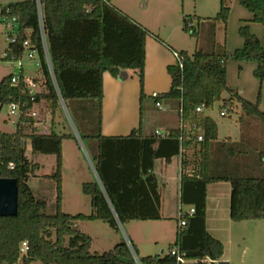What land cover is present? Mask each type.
<instances>
[{
  "label": "trees",
  "instance_id": "obj_1",
  "mask_svg": "<svg viewBox=\"0 0 264 264\" xmlns=\"http://www.w3.org/2000/svg\"><path fill=\"white\" fill-rule=\"evenodd\" d=\"M252 14L253 23L263 26L264 0H238ZM24 0L9 3L0 9V19H17L18 44H9L6 52L22 58L23 43L29 41L31 49L38 53L43 77L36 80L41 92L34 96L24 86H12V75L0 82V104L19 103V117L15 132H0V178L14 179L17 184V215L0 217V264H137L128 244L122 240L113 249L103 253H91L92 238L78 229L79 221H102L116 231L119 225L132 221H160V195L154 174V163L159 158L170 162L175 156L182 157L180 204L191 206L194 214H184L186 225L178 226L174 244L167 254L139 257L130 241L140 264H176L171 251L178 249L185 255L186 264H217L224 255V245L207 230V189L211 184L229 183L230 219L239 223L264 219V177L219 175L212 173V160L228 156L241 158L247 155L244 143L250 138L241 136L240 142L218 141V125L204 112L196 108L213 107L223 100L226 111H233L240 104L242 111L264 123L261 106V90L264 82V35L263 42L251 31L249 25L240 28L243 46L233 53L238 62H256L254 75L260 80V93L255 103L244 99L227 86L226 61L228 55L221 50H202L190 55L178 52L182 68L175 63L167 67L171 78L168 92L159 94L156 102L172 104L177 109L183 130L179 124L166 135L142 136L141 127L128 136H103L101 134L103 107V75L109 73L118 78L122 71L137 72L141 88V116L144 101V68L146 39L154 35L143 25L112 4V0ZM41 9V11H40ZM9 10V13H6ZM230 8L226 0H220V10L214 21L227 24ZM192 18H185L183 30L192 37L198 34ZM45 35L49 59L55 83L48 70L42 45ZM23 77V74L20 75ZM59 92V94H58ZM93 101L98 109V128L95 132L86 128L85 135L94 144L93 164L99 181L84 183L82 191L90 198V215H71L62 211L63 199V141L72 135L51 132L40 134L38 123L29 115L37 104H45L55 118L61 100ZM196 124V128L193 125ZM202 134L203 141L197 136ZM182 139V140H181ZM217 142V143H216ZM217 144H220L218 146ZM28 145L33 154L54 155L55 172L45 176L56 183V212L47 214V203L36 197L28 182L39 178L41 166L28 159ZM195 151L199 156L193 162L186 152ZM264 164V146L256 149ZM191 166V169L189 167ZM150 207L148 208V204ZM180 218L177 217L178 224ZM27 247L22 252V244ZM226 264V263H220Z\"/></svg>",
  "mask_w": 264,
  "mask_h": 264
},
{
  "label": "rangeland",
  "instance_id": "obj_2",
  "mask_svg": "<svg viewBox=\"0 0 264 264\" xmlns=\"http://www.w3.org/2000/svg\"><path fill=\"white\" fill-rule=\"evenodd\" d=\"M9 1L24 0H0V9L9 4ZM139 1L148 3L147 12L144 14L147 25L140 22L162 39L165 40L169 37L171 42L167 39V43L175 46V48L187 51L190 55L199 50L208 53L214 49L225 52L228 55L226 61L228 88L238 92L249 102L255 103L257 101L261 86L260 80L254 75L257 63L238 62L233 58V53L243 46L244 41L240 35L242 26L249 25L250 31L261 42H263L264 35L263 26L250 21L252 14L241 6L238 0H226L227 6L230 8L227 24L214 21L220 10V0H170L171 3L167 4L161 0ZM185 18H192V25L198 34L197 38L183 30ZM133 19L139 21L135 17ZM7 39L8 35L0 20V82L4 77L19 74L17 62L4 59L5 49L8 45ZM35 61L30 60L26 53L23 56L22 64L25 77L34 76ZM174 63H176L175 59ZM122 74L123 71L119 77ZM169 80L168 76V82ZM128 83L135 84L137 88L138 100L135 105V113H139L141 88L137 73L130 74ZM40 84L39 88H33L34 92H41ZM143 91L145 94L143 101L145 132L151 134L157 128L162 133H166L169 128L177 127L179 124L177 113L167 114L165 103L162 105V110L158 109L154 99H152L154 92H146L145 87H143ZM158 93L156 92V94ZM229 95L228 91L223 92L222 100L216 102L213 107L205 109L204 115L211 117L217 123L219 143L228 141L229 138L234 142H240L242 135L248 136L250 139H246L244 143V148L248 149V154L241 158H233L224 151L223 156L215 160L213 154L212 173L242 175L244 170L245 176L264 177V164L261 163L256 152L257 148L261 149L264 146V123L253 116L246 115L240 104H236L233 111L227 112L223 107V100L228 99ZM173 109L176 111L174 106ZM260 109L264 112V82L261 90ZM34 112L36 113L34 119L38 123L37 130L40 134L50 133L53 125L57 134L73 136L72 139L63 142L64 201L62 211L71 215H90L92 213L91 201L89 197L84 195L82 186L84 183L94 180L93 152L91 142L86 138L81 140V136L85 135L86 128H90L93 132L98 128L96 103L94 104L93 101H67L65 106L60 104L55 118L51 116L43 103L34 106ZM222 112L226 113V116L222 117ZM17 120L18 115L9 116V105L0 104V132L14 133ZM217 145L220 146V144ZM26 156L32 162L42 166L37 172L39 178L31 177L28 184L36 197L46 201V213L54 214L56 212V183L54 180L46 179L45 176L55 172L56 157L54 155L33 154L29 145ZM190 159L193 162L196 159L199 161L200 158L199 156L194 158L190 154ZM209 190L208 212L210 222L207 230L224 245V255L217 264H264V219L239 223L231 221L230 184H215ZM181 208L184 212L189 211V208L184 205ZM76 226L93 239L90 248L92 253L108 251L106 247L110 241L129 240L132 242L135 234L145 244L147 255L159 256L167 254L174 244L179 224L177 219L160 223L131 222L121 225L119 231L102 221H79ZM34 264L42 263L36 262Z\"/></svg>",
  "mask_w": 264,
  "mask_h": 264
},
{
  "label": "crops",
  "instance_id": "obj_3",
  "mask_svg": "<svg viewBox=\"0 0 264 264\" xmlns=\"http://www.w3.org/2000/svg\"><path fill=\"white\" fill-rule=\"evenodd\" d=\"M15 2L17 1H9V3H15ZM140 2L143 3V1H139V0H112V4L114 6H116L118 9L126 13L131 18H134V17L137 18L139 20L137 22L145 27L144 24L147 25V23L145 21L144 14L145 12H147L148 3L142 4ZM161 2L165 4L171 3L170 0H161ZM140 21L144 24H142ZM159 38L163 42L158 41L153 36H148L146 39V60H145V68H144L143 87H145L146 92H149V93L159 92L158 94H163V93L168 92V90H170L171 88V78L167 72V67L175 64L174 63L175 57H174L173 52L174 51L180 52L184 50H179L175 48V46L167 43V39L169 37H167L165 40L162 39L161 37ZM168 41L170 40L168 39ZM133 72L137 73L134 70L123 71V74L121 75V77H118V78L112 77L109 73H104L103 75L104 98H103V107H102L101 134L103 136H108V137L128 136L131 134L133 130L139 129L141 127L142 136H150L154 134L156 135L157 131L159 132V135H166L171 129L177 128L178 126L171 127L168 129L166 133H162V131L157 128L151 134L145 132L144 122H143V113L141 116V111H140L141 92L139 94V113L138 112L135 113V105H136V101L138 100V91H137V88L135 87V84L128 83L130 74H132ZM167 75L170 78L169 82H168ZM123 76L124 78H122ZM138 80H139V77H138ZM160 92H163V93H160ZM165 107H166L165 111L167 112V114L174 113V112L177 113V109L175 111V109H173L172 104H167V105L165 104ZM91 145H92V151L94 152L95 146L94 144H91ZM190 154H192L194 158L196 157L195 151H192V150L187 151L185 155H186L187 160L189 161H191ZM63 162H64V154H63ZM189 169H191V166L189 167ZM154 174L157 178V183H158L157 191L160 195V215L162 217V220L160 221H132V222L160 223V222H164L170 219H177L178 217V210L179 208L183 206L180 204V189H181V174H182L181 155L173 157L170 162H166L165 158L157 159L154 163ZM93 181H96V182L99 181L98 176L95 171H94ZM213 185L215 184L209 185L207 189V228L210 222V215L208 212L209 211L208 203L210 199L209 189ZM63 201H64V192H63V199H62V207H63ZM150 206L151 205L149 203L148 208ZM186 207L191 209V206H186ZM119 227H121V225H119ZM133 237L134 238L132 240V243L137 248L139 256L141 257L152 256V255H147L148 253H147V248L145 247V244L142 241H140L139 238L135 234ZM118 243L119 242L115 240L110 241L106 247L108 248L107 250L109 251L113 249L114 246ZM92 244H93V239H92Z\"/></svg>",
  "mask_w": 264,
  "mask_h": 264
},
{
  "label": "built area",
  "instance_id": "obj_4",
  "mask_svg": "<svg viewBox=\"0 0 264 264\" xmlns=\"http://www.w3.org/2000/svg\"><path fill=\"white\" fill-rule=\"evenodd\" d=\"M36 1H37L38 5H40L39 4V0H36ZM40 11H41V9H40ZM6 13H9V10H6ZM0 20L2 22L4 31L8 35V39H7L8 40V45L9 44H12V45L18 44L19 41H18L17 32H16L17 19L16 18H7V17L4 16ZM41 36H42V45H43V50H44L45 61H46L48 70L50 71L51 77H52V79H53V81L55 83V78H54V75H53L52 65H51V62H50V59H49V54H48L46 38H45V35H44L43 32H42ZM8 45H7V47H8ZM23 48H25V53L27 54V57L30 60H36L35 61L36 71H35V74H34L33 77H25L24 76V68H23V64H22L23 57L22 58H17L13 53L6 52V49H5V57H4V59L15 61L18 64L19 74L18 75H13V77L11 79L12 86H18V85H20L21 82H23L24 86L29 90L30 94L34 96L37 93L33 91V88L38 87L39 84H40V82L38 83V82H36V80H41V78L43 77V74H42V71H41V67L42 66H41V62L38 59L37 51L34 50V49H31L29 41H25L23 43ZM25 53H24V55H25ZM173 54H174V57L176 59V63L180 66V68H182V57L176 51H174ZM21 74H23L22 78L20 77ZM58 94H59V92H58ZM158 95L159 94L154 93L152 98L155 100V99L158 98ZM61 104L63 106H65V104H64V102L62 100H61ZM156 107L159 108V109H162V104L156 102ZM19 109H20L19 103H15V102L10 103L9 104V116L12 117V116H17L18 115V117H19ZM204 110H205L204 106H199V107L196 108V113L200 114V113L204 112ZM29 115H31L33 117L36 116V113L34 112V108L31 110ZM221 116L222 117L226 116V113L222 112ZM179 127H180L181 130H183L184 127H185V124L183 123L182 120L180 121ZM196 127H197L196 124H194L193 128H196ZM156 134L159 135V132L157 131ZM197 141L198 142H202L203 141V135L202 134L197 136ZM185 213L188 214L189 217H191L194 214V209L191 208V209H189V211L184 212L182 208H179V210H178V218L181 219V217ZM179 225L181 227L185 226L186 225V221L181 219ZM126 242L128 244V247H129L130 251L132 252V255H133L136 263L140 264L139 263V259H138L137 255L135 254L134 249H133L130 241L127 240ZM26 247H27V244L23 243L22 244V252L25 251ZM171 255L176 257V264H186V263H188V261L185 259V255L181 254L178 249L172 250L171 251Z\"/></svg>",
  "mask_w": 264,
  "mask_h": 264
},
{
  "label": "water",
  "instance_id": "obj_5",
  "mask_svg": "<svg viewBox=\"0 0 264 264\" xmlns=\"http://www.w3.org/2000/svg\"><path fill=\"white\" fill-rule=\"evenodd\" d=\"M17 198L16 181L14 179L0 178V217L17 215Z\"/></svg>",
  "mask_w": 264,
  "mask_h": 264
}]
</instances>
